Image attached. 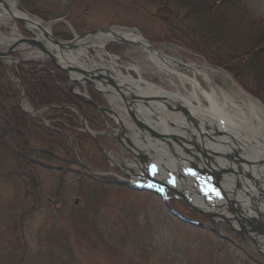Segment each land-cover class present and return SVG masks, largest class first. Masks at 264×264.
Returning a JSON list of instances; mask_svg holds the SVG:
<instances>
[{
  "label": "rangeland",
  "instance_id": "rangeland-1",
  "mask_svg": "<svg viewBox=\"0 0 264 264\" xmlns=\"http://www.w3.org/2000/svg\"><path fill=\"white\" fill-rule=\"evenodd\" d=\"M17 1L44 22L64 19V23L51 25L53 36L61 40L73 39L72 30L77 35L100 28L135 30L152 48L173 60L180 76L193 77L197 75L195 70L206 68L211 84L217 90L232 94L240 101L233 93L234 83L243 87L225 69L175 42L166 24L152 18L154 6L150 0ZM242 2L250 17L264 21V0ZM4 11L0 8V12ZM68 30L71 36L63 38ZM13 31L31 36L18 20H9L7 24L0 20V34L11 37L16 34ZM221 31L229 34L228 28ZM105 47L107 49H86L88 56L81 57V61L93 70L109 66L110 53L117 57L125 74L129 72L128 67L137 65L145 79L167 90H176V86L184 92L191 89L190 85L186 88L182 85L177 73L159 71L140 47L120 40L110 41ZM73 51H79V46L64 49L65 54ZM28 53L12 56L28 61ZM5 64L9 70L16 65ZM130 72L139 76L135 70ZM200 74L198 78L204 81ZM8 75L11 82L19 84L18 78L10 72ZM204 85L210 88L207 82ZM104 86L112 87L116 95L111 91L96 90L95 84L85 79L75 84L76 92L88 97L97 93L103 109L85 119L86 128L70 126V131L65 130L70 145L58 150L59 160L42 161V165L34 163L24 173L22 167H18L15 142L6 138L0 141V264H264V255L257 244L241 229H233L228 219L222 218L215 223L212 217L192 209L183 200L171 202L187 218L199 220L230 239L226 241L203 226L196 228L180 221L155 194L135 191L128 186L125 164L132 163L138 156L122 139L123 129L116 112L124 113L127 121L136 122L124 93L109 83ZM243 90L264 104L249 89ZM19 103L23 111L39 117L47 125L56 121L50 107L37 110L25 95ZM187 120L198 132H192L195 142L190 152L201 151L205 136L198 131L197 122L188 117ZM128 131L130 133L131 129ZM31 145L37 147L40 143L32 142ZM111 156L119 161H114ZM231 174L237 177L238 186L244 175L235 169ZM33 179L38 183L35 191L30 190ZM257 184L253 185L254 189L258 186L259 190L264 189V169L259 170ZM239 193L243 197V193ZM249 205L251 211L256 208L255 204ZM254 217L257 221L246 224L247 229L260 225L259 216ZM249 233L255 238V231L250 229Z\"/></svg>",
  "mask_w": 264,
  "mask_h": 264
},
{
  "label": "bare ground",
  "instance_id": "bare-ground-1",
  "mask_svg": "<svg viewBox=\"0 0 264 264\" xmlns=\"http://www.w3.org/2000/svg\"><path fill=\"white\" fill-rule=\"evenodd\" d=\"M10 4L16 15L34 20L28 14L18 11L14 0ZM0 8H2L1 4ZM12 17L13 15L7 11L0 12V20L4 24L9 23ZM29 27L34 29L36 24L30 22ZM46 28L49 29V27ZM13 33L16 34L11 37L0 34V42L10 44L22 35L18 31H13ZM122 38L140 47L155 63L159 71L169 74L179 73L173 60L152 48L141 34L131 29H114L112 32L88 35L78 42L79 51L76 53L73 51L69 55L65 54V57L61 58L62 62H73L91 70L86 62H82L80 59L88 56L86 49H104L108 42ZM48 48L58 50L59 47L50 43ZM108 55L111 60L110 65L101 66V72L98 74L112 76L116 87L127 97L136 124L127 121L124 113L121 114V112H116V118L122 125V139L128 142L133 152L136 155L139 154L143 160H158L165 170L176 168L180 170L184 165L183 162H193L199 167L215 172L226 193L225 201L212 208L202 199L195 197L192 204L207 214H212L215 217V222L228 217L232 207L244 210L247 218L260 214L264 219V199L259 198V193L264 194V189L263 192H259V186L257 189H254L253 186L257 184L256 182L259 185V170L264 169V104L235 83L233 93L240 98V101L236 100L232 94L217 90L211 84L206 68L195 70L197 75L203 73L200 76L204 77V81H201L197 75L189 77L178 74L182 85L184 87L190 85V90L184 92L179 86H176V90H167L145 79L137 65L128 67L129 72L125 74L121 66L118 65L117 57ZM26 59L41 60L42 58L40 54L36 53L28 54ZM130 70H135L139 76L135 77ZM71 77L79 81L83 80V76L80 74L72 73ZM205 82L210 88L205 87ZM95 84L100 90L111 91L113 95H116L112 87L103 86L98 81ZM123 109L122 106L121 110L123 111ZM29 111L32 110L29 109ZM218 115L226 120L224 130L215 122ZM187 117L197 122L198 131L205 136L206 142L202 147L204 152L194 154L188 152L195 140L192 132L196 130L193 129V125L189 123ZM128 129H131L130 133ZM111 157L114 161H119L114 156ZM229 161H234V163ZM140 163V160L133 164L126 163L125 170L137 173L141 169ZM232 169L240 171L241 175L249 176L245 179L244 176H241L242 183L237 192L235 190L237 177L231 174ZM180 189L192 192L191 180L184 179L180 184ZM244 189L248 193H245ZM239 192L243 193V197L239 195ZM251 203L255 204L256 210L254 208L252 211L250 210L249 204ZM255 228L252 231L258 230L256 226Z\"/></svg>",
  "mask_w": 264,
  "mask_h": 264
},
{
  "label": "trees",
  "instance_id": "trees-1",
  "mask_svg": "<svg viewBox=\"0 0 264 264\" xmlns=\"http://www.w3.org/2000/svg\"><path fill=\"white\" fill-rule=\"evenodd\" d=\"M149 2L154 6L152 18L166 24L175 42L225 69L243 88L264 101V21L250 17L242 0ZM222 28H228L229 34L223 33ZM70 36L68 30L63 38ZM9 72L19 79L20 86L11 82ZM68 84V76L50 61H21L9 70L0 59V141L6 138L15 142L18 167L23 172L34 163L59 160L58 150L70 145L65 130L82 125L79 115L69 106L86 119L97 115L90 104L72 94ZM23 91L35 108H52L56 121L47 125L25 113L19 103ZM98 97L97 93L92 94L100 103ZM32 142L40 145L34 147ZM31 183L30 190L35 191L36 179Z\"/></svg>",
  "mask_w": 264,
  "mask_h": 264
},
{
  "label": "water",
  "instance_id": "water-1",
  "mask_svg": "<svg viewBox=\"0 0 264 264\" xmlns=\"http://www.w3.org/2000/svg\"><path fill=\"white\" fill-rule=\"evenodd\" d=\"M14 1L16 2V7H17L18 11H20L24 14H28L34 20L16 15L13 12L11 4H10L12 1L0 0V4L2 5L3 9H5L7 12H9L11 15H13L12 19L18 20L19 22H21L24 25V27L28 30V32L31 33V37H25L23 35H20L19 37H17V39L13 43L0 44V58L1 59L6 60V61L9 60L12 63H15V62H17V60L20 61L22 59L13 57L12 55L14 53H26V52H33V51L39 50L42 53L44 60H49V61L53 62L54 65L59 70H61L63 73L68 75L74 83H76L79 80L72 79L71 75H72V73H77L80 75H85V76H83V79H85L88 82L95 84L96 81H100L103 85H106L107 83H109L110 85L114 86L115 88H118V87H116L117 86L116 82H115L114 78H112V76H110V75L103 76V75L98 74V72H101L100 68L94 69V70H88L84 67H81V66L74 64L73 62H69V63L62 62V59H61V58L65 57L64 49H75L78 46V42L81 41L86 36L95 35V34L100 33V32H112V28H110V29H106V28L94 29V30L86 32L83 35H77L74 33V30H72V32L74 34L73 40L72 41H70V40L69 41H63V40L53 36V34L51 32L52 31L51 25H53L54 23H57V22H66L64 19H58L57 21H53V22H44L40 18H37V17L33 16L30 12H28L19 2H17V0H14ZM29 21L36 24V27L34 29L29 28V23H30ZM43 23L45 25H47L46 27H49V29H47ZM71 29H72V27H71ZM35 31H37V32H35ZM121 40L127 41L124 38H122ZM50 43L59 47L58 52H57V50H50L48 48ZM23 61H24V58H23ZM78 97L83 99V100L89 101L91 104H94L83 95H78ZM260 190L263 192V189H260ZM75 202L77 203L78 200H76ZM259 232L261 233L260 228H259Z\"/></svg>",
  "mask_w": 264,
  "mask_h": 264
}]
</instances>
